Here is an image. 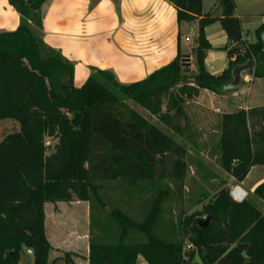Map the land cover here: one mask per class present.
I'll return each mask as SVG.
<instances>
[{
    "label": "trees",
    "instance_id": "trees-1",
    "mask_svg": "<svg viewBox=\"0 0 264 264\" xmlns=\"http://www.w3.org/2000/svg\"><path fill=\"white\" fill-rule=\"evenodd\" d=\"M9 1L21 24L14 32H0V123L15 121L20 130L0 141V264H21L25 248L33 252L34 264L61 260H52L55 249L47 236L45 206L70 203L74 197L93 203V223L102 235L90 243L88 264H137L139 256L147 264H194L196 252L185 255L183 239L195 247L202 264H264V215L248 201L235 202L228 189L183 221L181 240L158 233L168 194L158 184L169 176L184 179L186 150L127 104L141 106L183 134L171 113L183 114L184 104L201 90L224 96L239 89L231 87L233 70L250 62L254 69L248 75L264 79V24L255 31L256 42L249 44L234 0H220L219 19L204 15L203 0H168L177 9L179 24L202 18L196 74L183 70L179 54L140 82L121 84L112 72L97 70L76 88L73 64L39 35L49 0ZM217 22L228 38L224 51L229 59L228 70L219 76L205 63L212 49L206 28ZM226 124L219 141L221 166L242 183L254 168L264 167V130L251 135L243 110L228 115ZM47 137L59 140L52 153ZM106 183H118L130 195L157 189L146 218L139 222L121 208L104 212V217L101 209L107 205L99 192ZM254 194L264 200V183ZM203 217L207 227L201 225ZM137 235L143 240L137 241ZM63 260L74 264L69 253Z\"/></svg>",
    "mask_w": 264,
    "mask_h": 264
},
{
    "label": "rangeland",
    "instance_id": "rangeland-1",
    "mask_svg": "<svg viewBox=\"0 0 264 264\" xmlns=\"http://www.w3.org/2000/svg\"><path fill=\"white\" fill-rule=\"evenodd\" d=\"M234 2L238 7V14L243 18V30L246 34L249 33L250 42H254L255 30L264 24V0H234ZM209 8V3H206V9L210 10ZM195 49L193 47L190 51L194 53V60L190 56L182 57L183 70L188 74H196L198 71ZM245 75H248V73H245ZM248 84L244 80L240 88L247 87ZM240 88L228 92L232 100L227 107H222L224 103L219 104L218 101L216 102L218 106H212L210 99L203 98L201 101L186 102L183 106V114L179 116L174 115L175 112L173 111L171 116L175 118L174 122L180 125L183 134L173 132L160 118L152 116L141 106L133 102L127 103L133 111L158 127L186 150L184 179L175 181L169 176L158 184L159 188L168 191L163 202L162 219L164 224L158 228V233L162 236L173 233L171 235L172 239L181 240L180 228L186 218L202 212L205 205L214 201L222 189H228L231 192L235 186H239L231 182L232 176L221 166L219 141L228 127L226 117L243 110L248 114V129L251 135L264 130V86L261 87V94L254 95L253 93L251 96V91H248L244 95L233 96L235 92L241 90ZM163 111H167L166 100H164ZM19 130L20 126L17 122L2 121L0 123V141L13 133L19 132ZM46 143L50 153H52L59 140L47 137ZM169 161L167 163L168 171L172 169V162ZM263 183L264 167H257L245 181V188L241 187L249 193L246 201L250 202L264 215V200L254 194L255 189ZM104 185L106 190L100 189L99 192L101 202L103 201L107 205L105 209H101L103 216L106 217L105 213H113L115 208H121L139 222L146 218L151 198L153 195H157L158 192L157 189H151L142 195H130L128 188L126 189L118 183H106ZM136 187L137 185L132 186V188ZM95 207L97 208L96 205ZM45 212L47 236L55 249L52 260L61 259L55 264H66L63 259L67 253L71 254L74 264H88L90 243L95 237L102 236L99 233L100 227L95 226L93 223V203L83 202L74 197L70 203H50L46 205ZM199 218L196 217L195 219ZM201 219L207 221L206 217ZM136 239L137 241L143 240L140 235H137ZM183 240L185 244L184 254L187 255L191 251H195L196 257L193 263L202 264L195 247L188 239ZM28 251L25 248L21 254V264H34V256L28 255ZM137 264H147V262L142 256H139Z\"/></svg>",
    "mask_w": 264,
    "mask_h": 264
},
{
    "label": "crops",
    "instance_id": "crops-1",
    "mask_svg": "<svg viewBox=\"0 0 264 264\" xmlns=\"http://www.w3.org/2000/svg\"><path fill=\"white\" fill-rule=\"evenodd\" d=\"M206 3L210 10L206 9ZM42 12L40 37L49 48L73 64L76 88H82L97 70L110 71L119 83L129 85L169 66L179 54L194 60V53L190 51L197 47L202 19L179 24L177 9L168 0H49ZM203 12L219 19L220 0H203ZM236 16L244 29L237 6ZM20 24L19 11L9 0H0V32H14ZM206 35L212 45L206 67L211 74L219 76L229 65L224 51L228 38L220 22L208 26ZM243 35L245 42H256V36L255 41L250 42L249 33L243 30ZM244 80L248 86L240 88L233 96L248 91L252 96L260 93L264 86V79L243 74V83ZM229 95L218 96L201 90L199 97L190 102L207 98L212 106H218V101L224 103L222 107H227L232 100ZM245 181L241 183L232 177L231 182L245 188Z\"/></svg>",
    "mask_w": 264,
    "mask_h": 264
},
{
    "label": "water",
    "instance_id": "water-1",
    "mask_svg": "<svg viewBox=\"0 0 264 264\" xmlns=\"http://www.w3.org/2000/svg\"><path fill=\"white\" fill-rule=\"evenodd\" d=\"M18 1V0H16ZM229 67H227L225 70H228ZM254 69V63L250 62L247 65H241L237 66L233 70V82L231 83L232 88H240L243 83V74L247 73L250 70ZM209 224V221L201 222V225L203 227H207Z\"/></svg>",
    "mask_w": 264,
    "mask_h": 264
},
{
    "label": "built area",
    "instance_id": "built-area-1",
    "mask_svg": "<svg viewBox=\"0 0 264 264\" xmlns=\"http://www.w3.org/2000/svg\"><path fill=\"white\" fill-rule=\"evenodd\" d=\"M230 196L235 202L243 203L248 199L249 193L245 189H243L241 186H235L231 190ZM28 254L33 255V252L29 250Z\"/></svg>",
    "mask_w": 264,
    "mask_h": 264
}]
</instances>
